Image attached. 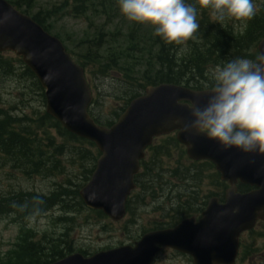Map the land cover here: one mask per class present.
<instances>
[{
	"label": "trees",
	"instance_id": "16d2710c",
	"mask_svg": "<svg viewBox=\"0 0 264 264\" xmlns=\"http://www.w3.org/2000/svg\"><path fill=\"white\" fill-rule=\"evenodd\" d=\"M7 1L19 11L29 15L49 33H51V22L48 19L50 16L56 17L62 11L70 13L74 18L83 17L88 22V26L93 28L95 33L93 36L82 39L83 41L79 44L82 51L74 56L75 58L70 54L71 52H67L84 68L89 86L93 92H96L88 110L89 116L96 124L105 127L111 126L128 103L141 95L147 86L166 83L183 85L193 90L209 89L211 80L208 71L211 67L235 58H248L257 63L256 46L264 37V3L258 6L255 16L245 21L240 30L235 29L229 20L223 24L214 23L210 18L209 9L201 7L199 0H189L197 7V21L200 27L188 40L187 51L177 55L179 45L165 43L160 37L154 35L153 28L147 24L126 20L120 14L117 0H61L59 6H52L51 10L38 11L34 14L31 12L32 0ZM100 17L104 21L99 25L96 20L99 21ZM92 22L98 24V27ZM119 24L130 28L125 35H122L125 38H120L115 32L104 31L107 26L114 25L118 28ZM53 35L63 40L57 34ZM120 40L122 41L117 46ZM126 53L138 56L134 64L122 63ZM6 55L8 53L0 54V75L30 80L44 103L43 91L34 75L19 58ZM144 63L146 67L143 72L136 71L132 67ZM116 69L120 72L114 71ZM111 71L118 75L113 80L112 86L108 89L101 86L100 91L97 90L91 77L96 78V74L108 76ZM107 98L114 101V104L110 105L108 111L104 113L103 105ZM0 117H2L0 118V156L6 162L19 167L26 174L47 170L52 175L53 171H58L53 164L55 156L62 150H66L69 155L73 153L76 156L82 168L83 162H90V166L83 171L84 181H88L99 156L91 142L69 134L44 112L38 118L27 119L15 118L7 111L0 109ZM48 129L55 130L61 143L67 146H55L54 139L48 136ZM38 131L43 135L41 138L37 135ZM72 143L76 148H70ZM78 144L88 146L92 150H82ZM170 148L178 149L180 158L177 168L172 170L171 175L184 187L179 194L171 197L173 201L169 207L165 204L157 207L162 210L160 219L154 222L150 229H144L142 233L173 227L186 217L198 216L212 196H216L220 201L224 198L227 184L219 180L214 167L205 161H188L175 137L168 135L156 139L147 148L146 157L141 161V172L134 179L136 191L126 203L127 215H132V205L137 201L144 202L145 198L156 201L167 197L171 188L167 191L168 184L155 171L160 160L168 155ZM207 176L210 178L209 186L213 187V190L206 188L203 192ZM69 186L72 184L67 181L65 185L57 187L47 195L17 192L8 197H0V216L13 214L23 219L58 207L67 215L59 219L69 222L73 219L70 216L73 211L79 212V208L85 209L78 196V190L71 189ZM249 190L248 186L237 185V191L240 193ZM73 202L76 203L77 208L71 210L70 205ZM89 213L99 221L106 218L100 211H89ZM30 234L23 232L19 236V243L16 244V247L21 248L22 258H5L0 261V264H49L72 252L69 247L57 250L55 244L45 248L39 242L31 241ZM131 239L133 241L136 237ZM78 252L88 255L84 251Z\"/></svg>",
	"mask_w": 264,
	"mask_h": 264
},
{
	"label": "water",
	"instance_id": "95a60500",
	"mask_svg": "<svg viewBox=\"0 0 264 264\" xmlns=\"http://www.w3.org/2000/svg\"><path fill=\"white\" fill-rule=\"evenodd\" d=\"M264 63V38L257 45ZM12 52L32 72L44 91L45 112L64 130L92 142L100 155L88 182L78 191L84 206L101 211L114 222L125 216V204L135 189L134 176L145 149L154 138L176 132L193 161H208L228 184L221 203L211 198L200 218L182 220L173 228L143 234L133 245L84 257L75 253L51 264H152L162 249L185 254L193 264H234L239 237L264 221V153L245 155L219 146L195 132L182 131L194 101L203 105L208 90L183 86H148L110 126L97 125L89 116L91 91L84 70L62 43L28 16L0 0V53ZM252 189L239 193L236 185Z\"/></svg>",
	"mask_w": 264,
	"mask_h": 264
},
{
	"label": "rangeland",
	"instance_id": "374dc122",
	"mask_svg": "<svg viewBox=\"0 0 264 264\" xmlns=\"http://www.w3.org/2000/svg\"><path fill=\"white\" fill-rule=\"evenodd\" d=\"M16 1V0H12ZM61 0H32L31 12L34 14L38 11L51 10L52 6H59ZM256 7L264 0H253ZM210 13V10H208ZM211 18V16H210ZM93 20V18H90ZM51 22V33L57 34L63 40L62 43L66 50L74 57L82 51L79 44L82 39L90 37L95 32L93 28L88 26V22L83 18H74L70 13L62 11L56 17L50 16L48 19ZM104 19L100 17L99 25L103 24ZM235 29H242L245 21L229 20ZM98 27V24L92 22ZM130 28L127 25L119 24L118 28L114 25L104 28L105 32H115L120 38H125V35ZM120 40L117 46L121 43ZM177 55H182L188 49V41L180 44L177 47ZM11 58H16L13 53H8ZM138 56L131 53H126L122 63L132 65L137 60ZM75 58V57H74ZM145 62V60H143ZM139 62V59H138ZM154 63V62H153ZM136 71L143 72L144 64L132 66ZM211 67L208 71L210 73ZM120 72L118 69L114 70ZM108 76L96 74V78H92L93 83L100 91L101 86L108 89L113 84V80L118 77L116 73H109ZM93 92V91H92ZM96 92H93V95ZM114 104L110 98L104 101L103 112L108 111V107ZM0 109L7 111L15 118H38L42 113H45V104L42 102L39 92L30 80H22L15 77H4L0 75ZM100 112L103 116H106ZM41 138L42 133L37 132ZM48 136L53 138L55 146H67L62 144L58 138L57 132L53 129H48ZM84 150H92L90 147L78 144ZM78 147V146H77ZM70 148H76L73 143ZM180 161L179 151L175 148H170L168 155L163 157L157 167L155 173L162 176V180L168 184L167 197L160 198L156 201L144 199V202L134 203L132 205V215H127L119 222H113L108 218L97 220L89 213L88 209H80L79 212L73 211L70 215L73 218L71 221H63L59 218H64V211L61 208L55 207L41 215H32L24 219H18L13 214L0 216V261L5 258H22L21 248L16 247L18 236L23 232L31 233L30 236L38 241H45L56 245L57 250H64L69 247L72 253L84 251L87 254H93L101 250H107L118 247L123 244L132 243L131 238L140 236L144 229H150L154 222L158 221L162 214L161 209H157L164 204L169 207L175 195L180 193L183 184L171 175L172 170L177 168V163ZM184 162V161H183ZM90 162H83V168L80 162L73 153L69 155L66 150H62L55 159V164L58 171H53L54 174H49L47 170H42L39 173L32 172L24 173L19 167H15L6 162L0 156V197H8L17 192H33L40 195H47L57 187L65 185L69 181L71 189L80 190L86 183L84 181L83 171L90 166ZM186 164V162H185ZM208 173V172H207ZM210 178L204 181L203 192L206 188L213 190L209 186ZM179 186V187H175ZM139 192V191H138ZM176 200V199H175ZM135 201V202H136ZM161 202V203H160ZM160 203V204H158ZM71 210L77 208L76 203L70 205ZM74 214V215H73ZM133 220V222H131ZM54 240V241H53ZM153 264H192L191 259L185 255L173 252L171 250H163L156 258ZM237 264H264V223L256 225L252 233H246L242 236L241 254Z\"/></svg>",
	"mask_w": 264,
	"mask_h": 264
},
{
	"label": "clouds",
	"instance_id": "9594fccd",
	"mask_svg": "<svg viewBox=\"0 0 264 264\" xmlns=\"http://www.w3.org/2000/svg\"><path fill=\"white\" fill-rule=\"evenodd\" d=\"M120 14L130 22L147 24L167 44L180 45L200 27L197 7L189 0H117ZM214 23L249 21L256 14L253 0H199ZM264 59V58H262ZM208 98L194 101L182 131L203 134L221 151L264 153V63L235 58L210 70Z\"/></svg>",
	"mask_w": 264,
	"mask_h": 264
},
{
	"label": "bare ground",
	"instance_id": "6f19581e",
	"mask_svg": "<svg viewBox=\"0 0 264 264\" xmlns=\"http://www.w3.org/2000/svg\"><path fill=\"white\" fill-rule=\"evenodd\" d=\"M2 119V117H0ZM6 118V117H5ZM4 119V118H3ZM12 120V119H11Z\"/></svg>",
	"mask_w": 264,
	"mask_h": 264
}]
</instances>
